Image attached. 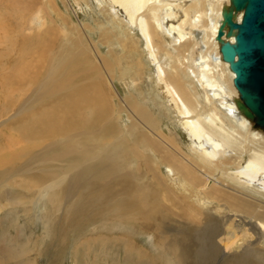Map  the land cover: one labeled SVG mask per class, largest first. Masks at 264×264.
Returning <instances> with one entry per match:
<instances>
[{"label": "bare ground", "instance_id": "1", "mask_svg": "<svg viewBox=\"0 0 264 264\" xmlns=\"http://www.w3.org/2000/svg\"><path fill=\"white\" fill-rule=\"evenodd\" d=\"M99 3L110 17L100 25L110 58L84 24L76 26L77 36L56 29L49 57L43 48L39 56V49L28 51L24 40L18 56L26 60L0 61V105L13 111L3 119L0 112V264H38L54 219L67 224L69 235L79 234L77 252L93 251L97 261L104 256L97 248L109 245L131 264H264V199L249 192L264 195V128L238 108L235 73L217 40L230 0ZM10 30L4 37L0 21V43L13 40ZM146 55L160 105L187 132L188 150L166 133L162 112L147 105L142 89L123 97L116 87L115 67L126 59L122 74L134 68L141 79ZM3 64L15 71L6 74ZM25 91L20 102L11 100ZM85 217L100 219L105 229L133 231L107 235L93 227L83 237ZM29 221L43 237L25 235ZM136 234H146L157 253L138 245ZM70 238L64 235L56 252ZM39 240L42 247L30 256Z\"/></svg>", "mask_w": 264, "mask_h": 264}, {"label": "rangeland", "instance_id": "2", "mask_svg": "<svg viewBox=\"0 0 264 264\" xmlns=\"http://www.w3.org/2000/svg\"><path fill=\"white\" fill-rule=\"evenodd\" d=\"M10 11H12V12H10ZM34 15H37V16H34ZM38 15H40V16H38ZM31 19H34V21L32 22V25H31L33 31L31 33H25L26 30H23V29L25 28V26H29L31 24V22H30ZM107 20L110 21V17L107 16V12L102 7V4L99 3V0H80V1L79 0H13V1L12 0H0V21H1L2 30H4V31H2V34L5 37L6 32L8 33L9 30L12 29V30H10L11 31L10 35L8 34L9 35L8 38L10 39V36L13 38V40L11 42L8 41V42H5L3 44L0 43V61L7 63L8 60L10 62L16 61L17 59L20 60L21 58L18 56L19 55L18 53L23 52L22 49L25 50L24 49L25 46L27 49H29L28 51H34V49L37 51L39 49L38 50L39 53H37L38 56L41 55V53H40V52H42L41 48H43L46 50V52L44 50V53H45L44 56L47 54V57H49L48 55L51 54L53 49H54V43L56 41L54 39H57L56 29L58 30L60 28H64L63 30H66V27H67V28H70L69 30L72 32V34L74 36H77L78 34L75 31L76 26H78V28H84L86 24L93 28V30H91V31L88 30V33L92 36V38L97 43V45L101 46V50L103 51V54L106 57L110 58L111 53L108 51L109 47L107 45L102 44L101 40H100V34H101L100 25L102 23L107 22ZM23 21H25V22H23ZM8 23H9V25H8ZM72 27H74V28H72ZM72 30H74V31H72ZM74 32H76V33H74ZM39 34H40V36H39ZM52 34H54V35H52ZM27 36L29 38H27ZM24 40H25V43L26 42L27 43L29 42V43L28 44L23 43L22 44L24 47L23 48V47H21L22 45H20V44L22 42H24ZM58 41H59V39H58ZM34 42H35V44H34ZM32 43L34 44L33 45L34 47L32 46ZM38 43H40V44H38ZM30 46H32V47L28 48ZM142 47H143V45H142ZM142 47H140L141 50H142ZM111 49L115 50L119 55H121L123 53L120 46L114 45V47ZM144 53L146 54V52H144ZM29 57L30 56H28V59L31 60ZM26 58L27 57H24V59L22 58V61L21 60L20 61L23 62L24 60H26ZM10 62H9V64H10ZM144 63L146 64V66H145L146 70L144 71L145 74H143L141 79H139L138 75L134 72L135 71L134 68L132 70H128L126 73L122 74L125 70V67H127V64H128V60L123 59L122 67H115V73L114 74L116 76L115 77V84H116L117 89L119 90L120 94L123 97H125L126 95L138 94L137 89L138 88L142 89V91L144 93V97L147 98L145 100L147 105L150 106L151 109L153 111H155L156 114L162 112L161 116L163 117L164 128H165L166 133L168 135L174 134L176 136L177 140L179 141V143L186 150H188L187 149L188 148L187 142H189V138H188L187 132L185 130H183V128L180 125H178V123L176 122V119L174 117V114L172 113V115H165L166 111L163 110V107H161V105H160V102L163 99L161 98L160 95L159 96L157 95L158 91L156 90V86H155L154 79H153L154 67L151 64V61L149 60V57L147 55L144 58ZM14 64H16V63L13 62V66H15ZM90 64L93 65L92 63H90ZM2 66L5 67L6 65L3 64ZM6 67H8V66H6ZM17 67L19 68V66H17ZM88 68H90V67H88ZM4 70H5L6 74L9 71L10 72L15 71V69H11L10 67H8ZM39 74L40 73H37V76ZM89 74H90V76H93L95 74V70H92V72L90 71ZM33 76H34V74H33ZM98 81L100 82V80H98V79L94 80V81L90 80V84L91 85L99 84ZM91 85L86 86L87 88L89 87L88 90L91 88L90 87ZM31 90H32V88H31ZM23 94H24V96H23ZM90 94L96 95L95 92H92ZM16 95L18 97L17 96H13V97L11 96V100H13L15 102H17V101L20 102L21 100H23L24 98L27 97L26 91L21 94L22 96H20V93H17ZM19 97H21V98H19ZM113 98H117V97L114 96ZM52 104H53L52 102L49 105L45 104V106H44L45 108L43 107L44 110L45 109H51V107L53 106ZM107 106H109V105H107ZM1 107H2V105H0V112H5V115H4V117H2V119L5 117L8 118L11 115H13L12 110H10L9 114H7L6 110L2 109ZM43 108L39 107V109L36 111H39L40 109L42 110ZM38 116H39V114L36 115V117H38ZM10 119H12V118H10ZM10 122H12V121H10ZM10 122H7V123H10ZM16 122H18V121L14 120L13 124L14 123L16 124ZM121 124H122V127H125L128 124L127 116H124L123 119H121ZM5 135H6V133H5ZM163 171L165 173L168 172L164 166H163ZM258 190H259V192H258ZM91 191H90L91 192L90 194L87 193V194H89V196H91V194L93 195V190H91ZM260 191H261V189H257V191H254V190L251 191L250 190L249 192L252 193L254 196H257L261 199H264V195H262L263 193ZM87 194H85V196H88ZM101 207H102V209H104L106 207V204L98 207V212H99L98 215L101 214V212H100ZM33 209H34V207H33ZM208 209L211 212H214V210L210 209L209 206H208ZM101 211H103V210H101ZM18 214H21V216H20L21 218H22V216H23V218L25 216L22 212H19ZM34 214H35V212H33V215ZM83 215H85L87 217V214H83ZM86 217L84 218L85 221H82V223L80 225L81 227L83 225L82 228L84 229V231H83L84 233H81L83 237H85V234L87 235L88 232H90V230L92 232L93 227L98 228V232L97 231L95 232L97 234H99L101 232V233L110 235V233L113 234V232L114 233H123V231H127V232L131 233V231H133L132 228L131 229L129 228L130 229L129 230V229H127L125 227H121V226L120 227H114L113 226V227H108L107 229H105V228H103L102 222L100 219L92 217L91 221L88 222V221H86ZM14 218H15V216H14ZM53 218H54V216H53ZM9 221H11V222H9L10 224L15 223V221L12 220L11 218H9ZM29 223L31 224V226L30 225L27 226L25 235H27V234L29 236L35 235L38 238L43 237V230H42V228L40 229L39 224H37L35 221H33V222L29 221ZM35 226L37 227V230L33 232L31 230V227L33 229H36ZM61 226L67 227V224L65 222H61V221L57 222L55 219L53 220V223H51V229H50V234H49L50 237H49V240L47 241V244H49V247L47 249L46 254L41 256V258L38 260V264H59V262H60V264H74L76 261L75 259L77 257H78V260L81 262L80 264H96L95 262H97V264H107L106 262H108V264L110 262L113 264H115V263H117V264L118 263H120V264H122V263L123 264H131V261L127 262V263L122 262L121 256L118 254V251L114 247H113L114 249H112L109 245H108L109 247L105 246L103 248H97V251H99V252L104 251V252L98 254V256H99L100 254L104 253V256L100 255L99 257H97V259H99L98 261L94 259L93 251H91L90 253H87V250L80 248L79 251L77 252L76 251L77 249L75 247L79 241L78 240L79 234L77 233L78 235L76 234L74 236L73 235L74 232H71L70 235H72V236H70L69 233H66L67 228L64 227L63 228L64 230H63V229H61L62 228ZM84 226H87L88 228H85ZM111 228H113V229L111 230ZM102 229H104V230L100 231ZM11 230L12 229H10V231ZM62 230L64 231L65 234L63 233ZM108 230H109V233H108ZM73 231H75V230H73ZM85 232H87V233H85ZM59 235H60V237H59ZM64 235L67 237H71L70 241L65 248H62V250L59 249L56 252V248L58 247V244ZM135 236H136L135 238H136V241L138 242V245H140L143 248L145 247V249H148L150 252H153L155 254L157 253L155 248L152 247L150 239L148 238V236L146 234H136ZM40 242L41 241L39 240L36 242V245L34 244L35 246L32 249L35 251L33 253H30L29 254L30 256H34V255L38 254L36 250H38L42 247ZM261 243H263V244L260 246H262L264 248V241H262ZM107 249L109 251L112 249L113 251L111 250L109 253H107L108 252ZM111 255L114 258L110 257ZM117 255H119L120 257ZM90 257H91V259H89ZM105 257L107 258L108 261H106ZM101 259H102V261H101ZM111 259L113 262L110 261Z\"/></svg>", "mask_w": 264, "mask_h": 264}, {"label": "water", "instance_id": "3", "mask_svg": "<svg viewBox=\"0 0 264 264\" xmlns=\"http://www.w3.org/2000/svg\"><path fill=\"white\" fill-rule=\"evenodd\" d=\"M217 40L222 58L235 73L238 108L264 128V0H230L224 5Z\"/></svg>", "mask_w": 264, "mask_h": 264}]
</instances>
